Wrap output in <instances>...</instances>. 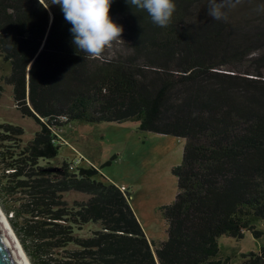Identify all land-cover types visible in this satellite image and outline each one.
Listing matches in <instances>:
<instances>
[{
    "label": "trees",
    "instance_id": "1",
    "mask_svg": "<svg viewBox=\"0 0 264 264\" xmlns=\"http://www.w3.org/2000/svg\"><path fill=\"white\" fill-rule=\"evenodd\" d=\"M225 1L174 0L160 27L112 0L121 39L91 57L52 0H0L6 82L41 126L18 150L23 128L0 124V142L17 144L0 146V205L32 264H231L223 235L264 239V0ZM73 121H136L185 139L176 198L161 207L166 240L148 238L131 192L98 166L40 164L59 154L58 128ZM70 192L87 199L70 204ZM242 258L264 264V243Z\"/></svg>",
    "mask_w": 264,
    "mask_h": 264
},
{
    "label": "rangeland",
    "instance_id": "2",
    "mask_svg": "<svg viewBox=\"0 0 264 264\" xmlns=\"http://www.w3.org/2000/svg\"><path fill=\"white\" fill-rule=\"evenodd\" d=\"M225 2L223 7L233 5L230 0ZM10 74V63L0 55V124L9 123L23 128L24 133L18 147L20 150L33 139L41 126L18 108L13 85L6 82ZM138 126L136 121H73L65 124L62 129L58 128V133L64 140L59 154L47 160L41 159L40 164L58 165L63 161H73L81 155L87 157L88 159L83 157L86 160L81 165L89 166V162L93 163L104 176L131 192V205L146 235L158 243L168 237L161 207L172 203L176 198L178 180L173 174V168L183 160L185 139L171 134L144 131ZM14 145L17 144L9 140L0 142L5 150ZM1 167L0 164V171ZM65 199L72 204L74 200L87 199V196L70 192L65 194ZM6 216L8 218L7 214ZM93 228L94 225L90 224L77 232L86 234ZM263 243V238L256 239L250 232L243 239L226 235L219 239L220 247L225 249L223 257H230L231 264H241L242 253L259 251Z\"/></svg>",
    "mask_w": 264,
    "mask_h": 264
},
{
    "label": "clouds",
    "instance_id": "3",
    "mask_svg": "<svg viewBox=\"0 0 264 264\" xmlns=\"http://www.w3.org/2000/svg\"><path fill=\"white\" fill-rule=\"evenodd\" d=\"M112 0H52L59 5L64 19L72 25V43L78 52L99 57L113 41L121 39L123 26L109 15ZM132 9L144 10L154 24L166 27L176 9L174 0H127ZM209 15L219 18L215 10ZM88 159V158H87ZM10 221V220H9Z\"/></svg>",
    "mask_w": 264,
    "mask_h": 264
},
{
    "label": "water",
    "instance_id": "4",
    "mask_svg": "<svg viewBox=\"0 0 264 264\" xmlns=\"http://www.w3.org/2000/svg\"><path fill=\"white\" fill-rule=\"evenodd\" d=\"M0 209L5 213L1 205ZM6 220L13 230V233H11L0 212V264H28L23 254L26 256L29 264H32L9 219L7 218Z\"/></svg>",
    "mask_w": 264,
    "mask_h": 264
},
{
    "label": "bare ground",
    "instance_id": "5",
    "mask_svg": "<svg viewBox=\"0 0 264 264\" xmlns=\"http://www.w3.org/2000/svg\"><path fill=\"white\" fill-rule=\"evenodd\" d=\"M0 212H1L2 216L4 217V219H5V221H6L7 225H8V227H9L11 233H13V230L11 229L9 223H8L7 220H6L7 218H6V216H5V213H3L1 209H0ZM12 235H13V234H12ZM13 237H14V235H13ZM23 256H24V258L26 259L27 263L29 264V262H28L26 256H25L24 254H23Z\"/></svg>",
    "mask_w": 264,
    "mask_h": 264
},
{
    "label": "built area",
    "instance_id": "6",
    "mask_svg": "<svg viewBox=\"0 0 264 264\" xmlns=\"http://www.w3.org/2000/svg\"><path fill=\"white\" fill-rule=\"evenodd\" d=\"M83 157L84 156H82V155L80 157H77L76 160H75V163H79V162L83 161V159L86 160L85 159L86 157L85 158H83ZM89 164H91V162H89Z\"/></svg>",
    "mask_w": 264,
    "mask_h": 264
}]
</instances>
